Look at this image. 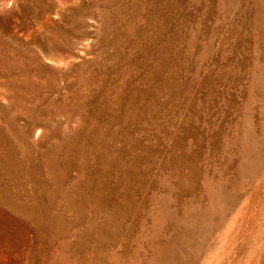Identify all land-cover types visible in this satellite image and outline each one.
<instances>
[{"label":"rangeland","instance_id":"1","mask_svg":"<svg viewBox=\"0 0 264 264\" xmlns=\"http://www.w3.org/2000/svg\"><path fill=\"white\" fill-rule=\"evenodd\" d=\"M5 2L0 264H264V0Z\"/></svg>","mask_w":264,"mask_h":264},{"label":"bare ground","instance_id":"2","mask_svg":"<svg viewBox=\"0 0 264 264\" xmlns=\"http://www.w3.org/2000/svg\"><path fill=\"white\" fill-rule=\"evenodd\" d=\"M6 1H7V0H6ZM3 2H4V4H6L5 0H0V5L3 4ZM7 5H8V4H7ZM1 7H2V6H1ZM1 7H0V8H1Z\"/></svg>","mask_w":264,"mask_h":264}]
</instances>
